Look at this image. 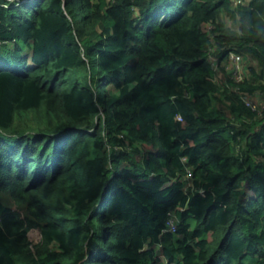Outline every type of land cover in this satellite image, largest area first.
Wrapping results in <instances>:
<instances>
[{
  "label": "trees",
  "instance_id": "1",
  "mask_svg": "<svg viewBox=\"0 0 264 264\" xmlns=\"http://www.w3.org/2000/svg\"><path fill=\"white\" fill-rule=\"evenodd\" d=\"M233 2L0 0V264H264V0Z\"/></svg>",
  "mask_w": 264,
  "mask_h": 264
},
{
  "label": "built area",
  "instance_id": "2",
  "mask_svg": "<svg viewBox=\"0 0 264 264\" xmlns=\"http://www.w3.org/2000/svg\"><path fill=\"white\" fill-rule=\"evenodd\" d=\"M233 1H234L233 2L234 4H239L241 0H233ZM229 59L232 60L231 62L232 64H230L228 68L229 72H231V77L236 81L241 80L243 74H242L240 66H238L239 61H242L241 57L234 53H230ZM246 101H247L246 105L250 106L252 110L256 109V104L254 102L249 101V100H246ZM168 228L170 231H174V226L172 223L168 224Z\"/></svg>",
  "mask_w": 264,
  "mask_h": 264
},
{
  "label": "rangeland",
  "instance_id": "3",
  "mask_svg": "<svg viewBox=\"0 0 264 264\" xmlns=\"http://www.w3.org/2000/svg\"><path fill=\"white\" fill-rule=\"evenodd\" d=\"M224 23H226V25H230V26H233V22L231 21V20H228L227 18H225V20H224ZM235 26V25H234ZM246 58H248L247 56H246ZM232 62V60H230V59H228V61H223L222 62V64H225V63H227L226 65H228V68H229V66H230V64H232L231 63ZM254 65V63L251 61V62H249V61H247V60H243L242 59V61H239V63H238V66H240V68H241V71H242V74L244 75L245 73H246V70H247V67H252ZM251 79H252V77H250ZM261 92V91H260ZM260 95L257 97V98H259V101H261V104L262 103H264L263 102V100H264V93L263 92H261V93H259ZM251 99L252 98H249V100L251 101ZM253 101H255V100H257L256 98H253L252 99ZM255 103V102H254ZM256 104V103H255ZM29 240L32 242V243H36L37 242V240H38V234L36 233V232H31L30 234H29Z\"/></svg>",
  "mask_w": 264,
  "mask_h": 264
},
{
  "label": "water",
  "instance_id": "4",
  "mask_svg": "<svg viewBox=\"0 0 264 264\" xmlns=\"http://www.w3.org/2000/svg\"><path fill=\"white\" fill-rule=\"evenodd\" d=\"M6 1H9V2H16V1H21V0H6Z\"/></svg>",
  "mask_w": 264,
  "mask_h": 264
}]
</instances>
